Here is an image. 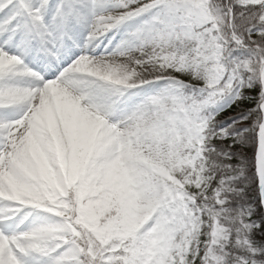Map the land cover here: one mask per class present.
<instances>
[{
    "label": "snow or ice",
    "instance_id": "6c2138e0",
    "mask_svg": "<svg viewBox=\"0 0 264 264\" xmlns=\"http://www.w3.org/2000/svg\"><path fill=\"white\" fill-rule=\"evenodd\" d=\"M0 264H264V0H0Z\"/></svg>",
    "mask_w": 264,
    "mask_h": 264
},
{
    "label": "trees",
    "instance_id": "16d2710c",
    "mask_svg": "<svg viewBox=\"0 0 264 264\" xmlns=\"http://www.w3.org/2000/svg\"><path fill=\"white\" fill-rule=\"evenodd\" d=\"M242 107H243V105H242ZM226 115H234V113L230 110ZM248 155H251L250 151L248 152Z\"/></svg>",
    "mask_w": 264,
    "mask_h": 264
}]
</instances>
